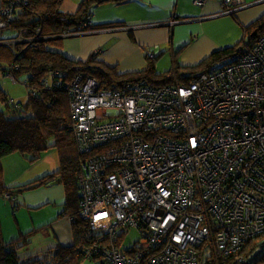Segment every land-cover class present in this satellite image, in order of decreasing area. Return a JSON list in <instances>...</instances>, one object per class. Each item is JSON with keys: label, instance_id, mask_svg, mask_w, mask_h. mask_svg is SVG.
I'll return each mask as SVG.
<instances>
[{"label": "built area", "instance_id": "obj_1", "mask_svg": "<svg viewBox=\"0 0 264 264\" xmlns=\"http://www.w3.org/2000/svg\"><path fill=\"white\" fill-rule=\"evenodd\" d=\"M27 2L0 0V44L24 40L2 39V29ZM218 2L224 13L243 5ZM180 78L69 85L75 145L91 153L80 162L78 214L101 241L85 253L104 264H198L203 242L225 258L264 231V33L229 64ZM131 229L136 240L119 248Z\"/></svg>", "mask_w": 264, "mask_h": 264}, {"label": "trees", "instance_id": "obj_2", "mask_svg": "<svg viewBox=\"0 0 264 264\" xmlns=\"http://www.w3.org/2000/svg\"><path fill=\"white\" fill-rule=\"evenodd\" d=\"M65 0H28L27 4L15 14L12 21L2 29V39L22 37L24 40L13 46L0 44V70L11 72L16 80L23 77L27 89L24 102H14L0 88V197L34 190L48 184H61L65 192L63 210L60 216L68 219L71 228L72 244L58 245L39 257L21 259L13 245L18 240L6 243L0 221V264H83L85 259L98 260L104 264L101 253L95 251L86 255L85 250L92 244H100L98 232L88 228L78 214L80 162L89 154L79 152L75 145L73 119L71 116L69 85L81 76L84 80L95 78L103 88L121 86L146 80L153 86L169 85L175 78L180 81L181 74L191 75L207 72L217 65L229 64L231 56L238 47L249 49L256 39L264 33V14L242 27L243 35L236 44L218 49L201 62L193 66H182L173 60L170 69L156 72V62L160 54L146 60L142 70L118 74L111 67L97 60V53H91L85 60H74L61 51L50 47H60L64 32L73 30L94 31L110 24L93 25V8L106 2L123 3L128 0H80L74 12L63 9ZM245 35L247 39H245ZM68 36V35H66ZM15 51L17 53L15 54ZM218 63V64H216ZM57 152L58 169L46 173L29 182L6 185L2 158L18 153L28 163H34L48 149ZM135 229L129 230L115 240L119 248H129L126 237ZM137 234V232H136ZM262 240L258 241L257 240ZM264 231L246 240L241 249L225 258L215 257L208 248L209 242H203L198 248V264H259L264 261ZM16 248V247H14ZM263 249L261 252H259ZM259 252L260 255L256 254Z\"/></svg>", "mask_w": 264, "mask_h": 264}, {"label": "crops", "instance_id": "obj_3", "mask_svg": "<svg viewBox=\"0 0 264 264\" xmlns=\"http://www.w3.org/2000/svg\"><path fill=\"white\" fill-rule=\"evenodd\" d=\"M80 0H65L63 9L74 12ZM242 7L224 13L218 0H206L196 6L192 0H128L106 2L93 8V25L110 24L99 30L62 36L61 51L74 60H85L97 53V60L116 67L118 74L142 70L146 51L160 54V66L171 68L173 60L182 66H193L212 52L236 44L241 27L264 14V0H242ZM12 154L2 158L4 182L16 185L29 182L58 169L55 149L50 148L34 163L18 162ZM27 161V160H26ZM24 166L20 173L14 172ZM0 199V221L6 243L13 245L21 259L39 257L58 245H71L68 219L60 216L65 192L61 184L17 193ZM16 247V248H14Z\"/></svg>", "mask_w": 264, "mask_h": 264}, {"label": "rangeland", "instance_id": "obj_4", "mask_svg": "<svg viewBox=\"0 0 264 264\" xmlns=\"http://www.w3.org/2000/svg\"><path fill=\"white\" fill-rule=\"evenodd\" d=\"M241 35L239 37V39L237 40H240L242 38V35H243V29L241 27ZM245 39H247V36L245 35ZM242 40H240L239 42H241ZM218 64V63H216ZM0 65H2V67L6 66V63L5 62H0ZM169 69V67H165L164 66V63L161 64L160 66V71L163 72V71H167ZM23 77H20V80H17V81H13L12 80V77L9 76L8 74H5L3 73L1 70H0V88L2 90H4L8 95L9 97L14 101V102H24L26 100V96H27V89L23 83ZM10 157H13V160L15 161L14 162V165L15 167L17 168V165H18V162H28L26 161V158L23 157L22 155L18 154V153H13L12 156ZM24 166H21L20 169H16L14 172L16 173H20V171L22 170ZM2 198H7L6 196H1L0 199ZM137 236L136 232L135 231H132L130 234H128V236L126 237V245H129L130 243H132L133 239H135ZM258 241H262L261 239L260 240H257ZM262 248L264 249V243L261 244ZM263 249H261L259 252H261ZM259 252H257L256 254L260 255ZM83 264H99V261L98 260H92V259H85L83 261ZM259 264H264V261H262L261 263Z\"/></svg>", "mask_w": 264, "mask_h": 264}]
</instances>
